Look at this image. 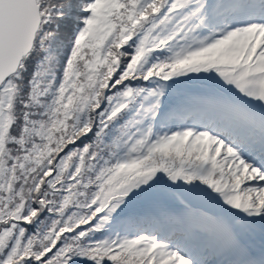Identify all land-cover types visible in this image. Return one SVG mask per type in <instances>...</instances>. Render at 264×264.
<instances>
[{
    "label": "snow or ice",
    "instance_id": "1",
    "mask_svg": "<svg viewBox=\"0 0 264 264\" xmlns=\"http://www.w3.org/2000/svg\"><path fill=\"white\" fill-rule=\"evenodd\" d=\"M0 264H264V0H0Z\"/></svg>",
    "mask_w": 264,
    "mask_h": 264
},
{
    "label": "trees",
    "instance_id": "2",
    "mask_svg": "<svg viewBox=\"0 0 264 264\" xmlns=\"http://www.w3.org/2000/svg\"><path fill=\"white\" fill-rule=\"evenodd\" d=\"M187 79V78H185ZM147 82L142 81H135L134 84L137 86H146ZM187 87L185 85H182L181 88ZM121 225L123 227H119V230L122 232V234L127 235L129 233L135 234L137 231H142L144 228H148L149 231H155L153 227H151L147 222H145L144 218L141 216L138 220L133 219L130 221H122ZM102 234H95L96 238H101Z\"/></svg>",
    "mask_w": 264,
    "mask_h": 264
}]
</instances>
